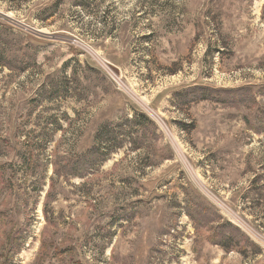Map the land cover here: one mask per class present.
I'll list each match as a JSON object with an SVG mask.
<instances>
[{"label":"rangeland","instance_id":"obj_1","mask_svg":"<svg viewBox=\"0 0 264 264\" xmlns=\"http://www.w3.org/2000/svg\"><path fill=\"white\" fill-rule=\"evenodd\" d=\"M6 245L264 264V0H0Z\"/></svg>","mask_w":264,"mask_h":264},{"label":"trees","instance_id":"obj_2","mask_svg":"<svg viewBox=\"0 0 264 264\" xmlns=\"http://www.w3.org/2000/svg\"><path fill=\"white\" fill-rule=\"evenodd\" d=\"M86 164H88V161L82 162V166H86ZM4 249V254L1 255L2 258L4 257V261L3 263L1 262V264H12V260L18 254V251H15L16 247L12 245H6V247L4 246Z\"/></svg>","mask_w":264,"mask_h":264}]
</instances>
